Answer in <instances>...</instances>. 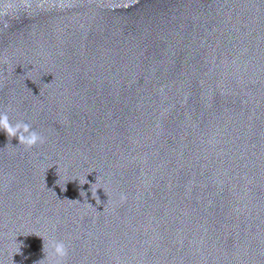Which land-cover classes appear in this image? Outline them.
<instances>
[{
    "label": "water",
    "instance_id": "1",
    "mask_svg": "<svg viewBox=\"0 0 264 264\" xmlns=\"http://www.w3.org/2000/svg\"><path fill=\"white\" fill-rule=\"evenodd\" d=\"M65 3L0 0V264H264V0Z\"/></svg>",
    "mask_w": 264,
    "mask_h": 264
},
{
    "label": "clouds",
    "instance_id": "2",
    "mask_svg": "<svg viewBox=\"0 0 264 264\" xmlns=\"http://www.w3.org/2000/svg\"><path fill=\"white\" fill-rule=\"evenodd\" d=\"M34 3H36L37 7L43 8L45 4H51L52 0H18L19 6L25 9H31ZM65 4V0H58L57 6H63ZM116 6L118 7V4H116ZM6 27L7 24H5V28ZM2 79L3 75L2 73H0V80ZM0 131H3L7 134L9 141H11L13 138H18L20 145L24 146L27 150H30L37 145H42L46 142V138L39 132L34 130L31 124L23 121H17L15 124H13L10 120L8 112L3 110H0ZM86 182L87 181L85 180L84 183ZM96 184L97 183L92 184L91 192L92 197L96 200V203L100 204L101 201L99 196L97 195V190L102 188L106 193L107 189H105L102 185H100L99 187H95L94 189L93 186ZM62 191H67L66 186L62 189ZM126 199L127 197L124 194L120 195L121 202L126 201ZM68 200L72 201L71 199ZM89 206L92 207L93 205L90 204ZM34 234L42 237L44 240L45 259L39 261V264H66L67 258L69 256V248L64 241L56 239L47 240L40 233ZM19 252L20 245H18V247L16 248L15 253Z\"/></svg>",
    "mask_w": 264,
    "mask_h": 264
}]
</instances>
